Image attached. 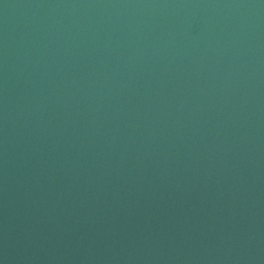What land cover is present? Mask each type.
<instances>
[{
    "label": "water",
    "instance_id": "95a60500",
    "mask_svg": "<svg viewBox=\"0 0 264 264\" xmlns=\"http://www.w3.org/2000/svg\"><path fill=\"white\" fill-rule=\"evenodd\" d=\"M0 264H264V0H0Z\"/></svg>",
    "mask_w": 264,
    "mask_h": 264
}]
</instances>
